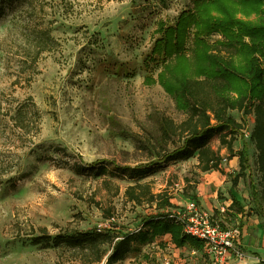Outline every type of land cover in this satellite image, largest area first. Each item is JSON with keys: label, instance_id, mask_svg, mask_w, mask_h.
<instances>
[{"label": "rangeland", "instance_id": "374dc122", "mask_svg": "<svg viewBox=\"0 0 264 264\" xmlns=\"http://www.w3.org/2000/svg\"><path fill=\"white\" fill-rule=\"evenodd\" d=\"M193 1L24 0L0 19L2 109L23 104L31 112L37 109L40 116L32 114L30 136L22 142L9 115L0 114V264H72L67 262L68 252L33 244L29 232L38 233L41 226L52 235L67 229L95 228L104 216L89 203L93 197L104 207L115 208V229L120 233L139 226L145 215L156 213L154 205L138 206L124 199L130 180H120L121 193L109 198L101 178L94 177L89 166L100 159L144 162L125 131H140L141 125H149L147 117L154 109L178 122L184 118L160 83L144 82V58L158 21L175 20ZM34 28L49 29L58 44L42 52L33 65L26 55ZM26 57L31 68L22 66ZM230 113L244 122V136L239 135L233 146L239 150L247 143L250 164L237 186L232 185V178L240 171L238 157L230 158L219 134L212 137L211 145L223 156V172L201 171L195 156L154 166L143 180L151 182L155 193H165L179 205L197 195L211 205L210 212L221 218L223 225L243 234L264 227V214L255 194L251 195L248 177L251 171L255 189L260 190L258 152L251 139L255 116L237 110ZM79 167L80 172L76 170ZM232 193L245 211L229 208ZM166 241L152 242L164 249ZM180 257L178 264H209L205 255H192L191 249ZM128 258L125 264H161L156 248L151 254L144 251Z\"/></svg>", "mask_w": 264, "mask_h": 264}, {"label": "trees", "instance_id": "16d2710c", "mask_svg": "<svg viewBox=\"0 0 264 264\" xmlns=\"http://www.w3.org/2000/svg\"><path fill=\"white\" fill-rule=\"evenodd\" d=\"M21 1L24 0H0V19ZM153 33L152 46L144 58L147 68L144 82L160 83L175 99L184 118L178 122L154 109L147 117L149 125H141L140 131H125L147 162L131 164L100 159L89 170L94 177L101 178L109 198L121 193L120 180H130L123 191L124 199L138 206L154 205L157 211L145 215L137 231L120 233L117 227L98 231L95 227L67 229L52 235L47 227L41 226L38 233L29 232L33 244L68 252L67 262L72 264H122L131 254L142 255L143 245L165 235L180 247H202L199 238L185 233L183 226L170 216L171 209L177 207L172 198L155 193L151 182L143 179L154 166L195 156L201 171L223 172V156L211 145L212 137L219 134L230 158L238 157L240 171L232 178V185L237 186L246 170H250V164L247 143L243 142L239 150L233 146L239 135L244 136V122L230 113L233 110L255 116L251 139L258 152L261 189H255L251 171L248 177L251 195L255 194L264 213V0H194L192 7L181 11L175 20L160 19ZM28 42L32 47L27 49L26 56L31 57L33 65L42 52L58 44L49 29L36 28L32 29ZM27 57L22 66L31 68ZM31 79L29 76L28 83ZM29 98L35 107L32 97ZM0 114L9 115L22 142L30 136L32 114L40 118L37 109L31 112L23 104L3 111L1 101ZM76 170L80 172L81 168ZM1 176L0 168V184ZM192 197L198 200L197 195ZM89 203L102 210L104 218L115 213L112 205L104 207L95 197ZM233 206L237 212L245 211L235 193L229 208Z\"/></svg>", "mask_w": 264, "mask_h": 264}, {"label": "built area", "instance_id": "2783aa9c", "mask_svg": "<svg viewBox=\"0 0 264 264\" xmlns=\"http://www.w3.org/2000/svg\"><path fill=\"white\" fill-rule=\"evenodd\" d=\"M170 216L174 217L183 226L185 233L195 236L202 241V247H199L197 250H201L211 264H222L232 255H235L239 259L244 258L245 252L239 244L237 231L232 227L223 225L221 218L214 217L213 213L205 209L194 197L187 198L183 205L171 209ZM117 222L118 216L114 213L108 218H103L96 228L98 231H106L107 229L117 227ZM139 226L129 227L126 230L137 231ZM156 243L150 242L145 244L143 252L151 254L154 248H156L158 249L157 260L161 264H173L172 251L177 246L172 240L166 241L164 249L155 245Z\"/></svg>", "mask_w": 264, "mask_h": 264}, {"label": "crops", "instance_id": "0c3cea01", "mask_svg": "<svg viewBox=\"0 0 264 264\" xmlns=\"http://www.w3.org/2000/svg\"><path fill=\"white\" fill-rule=\"evenodd\" d=\"M198 201L205 209H207L208 211L211 210L212 208L211 205L202 201L200 197H198ZM174 204L179 206L178 203H174ZM183 204L184 203H181L180 205H183ZM235 230L237 231L239 235V244L242 250H244V252L246 251L245 256L244 258L239 259V258H236L235 255H232L227 260H225L222 264H264V227H256L251 232H245L243 234L241 233L239 229H235ZM163 238L164 240H171V237L169 235H165ZM193 248L198 249L197 247H191V246L189 248H187V246H183V247L177 246L176 249L172 251L173 264H178V260L180 261L182 260V258L180 257L181 254L183 252L190 253V249H191L192 255L196 253L203 254L201 250H197L196 252ZM142 253H143V247H142ZM176 257L178 259H175ZM128 259L129 258L127 257L125 260H123L122 264H125V262ZM207 262L211 264L210 261H207Z\"/></svg>", "mask_w": 264, "mask_h": 264}]
</instances>
